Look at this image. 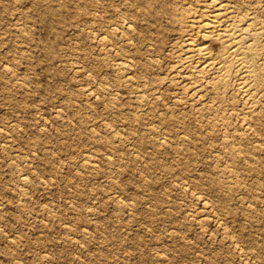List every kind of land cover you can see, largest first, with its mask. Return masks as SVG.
Returning <instances> with one entry per match:
<instances>
[{
	"label": "rangeland",
	"instance_id": "obj_1",
	"mask_svg": "<svg viewBox=\"0 0 264 264\" xmlns=\"http://www.w3.org/2000/svg\"><path fill=\"white\" fill-rule=\"evenodd\" d=\"M200 5L0 0V264H264V97L181 67Z\"/></svg>",
	"mask_w": 264,
	"mask_h": 264
},
{
	"label": "bare ground",
	"instance_id": "obj_2",
	"mask_svg": "<svg viewBox=\"0 0 264 264\" xmlns=\"http://www.w3.org/2000/svg\"><path fill=\"white\" fill-rule=\"evenodd\" d=\"M237 4L238 2L231 0H201L198 10L193 8L195 10L187 12L190 14L180 16V23L185 35L180 65L191 70V74L194 73L191 81L193 79L200 81L201 78L203 80L204 75L207 74V77L210 75L225 86L235 77L234 80L238 82L235 89L246 99L248 109L252 113H256L260 112L262 107L258 100L264 97L263 90H261L262 85H259L260 76L257 73L261 64L258 61H264V27L262 24V27H257L258 24L257 26L253 25V14H239ZM199 90L196 87L194 91L199 93ZM25 177L22 180L24 182L26 181Z\"/></svg>",
	"mask_w": 264,
	"mask_h": 264
}]
</instances>
